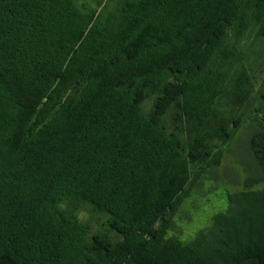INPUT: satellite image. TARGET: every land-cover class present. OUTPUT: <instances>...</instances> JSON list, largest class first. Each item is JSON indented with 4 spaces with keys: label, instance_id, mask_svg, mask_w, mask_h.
Wrapping results in <instances>:
<instances>
[{
    "label": "trees",
    "instance_id": "16d2710c",
    "mask_svg": "<svg viewBox=\"0 0 264 264\" xmlns=\"http://www.w3.org/2000/svg\"><path fill=\"white\" fill-rule=\"evenodd\" d=\"M102 1L0 0V264H264V0Z\"/></svg>",
    "mask_w": 264,
    "mask_h": 264
},
{
    "label": "rangeland",
    "instance_id": "374dc122",
    "mask_svg": "<svg viewBox=\"0 0 264 264\" xmlns=\"http://www.w3.org/2000/svg\"><path fill=\"white\" fill-rule=\"evenodd\" d=\"M108 1L103 0L93 10L96 17L101 14ZM82 2L84 3L82 6L86 9L91 8L90 3ZM251 133L252 130H249L247 125L237 133L218 171L219 180L206 181L203 188L194 192L184 203L176 220L177 234L183 239H190L196 232L210 226L213 217L227 209V202L224 201L226 194L241 190L236 181H244L246 177L244 169L250 160L247 145ZM94 228L102 230L98 222L94 223Z\"/></svg>",
    "mask_w": 264,
    "mask_h": 264
}]
</instances>
